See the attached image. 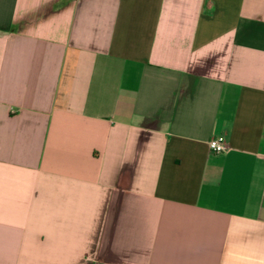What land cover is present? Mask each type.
<instances>
[{
    "label": "crops",
    "instance_id": "crops-1",
    "mask_svg": "<svg viewBox=\"0 0 264 264\" xmlns=\"http://www.w3.org/2000/svg\"><path fill=\"white\" fill-rule=\"evenodd\" d=\"M0 264H264V0H0Z\"/></svg>",
    "mask_w": 264,
    "mask_h": 264
},
{
    "label": "built area",
    "instance_id": "built-area-1",
    "mask_svg": "<svg viewBox=\"0 0 264 264\" xmlns=\"http://www.w3.org/2000/svg\"><path fill=\"white\" fill-rule=\"evenodd\" d=\"M208 147L213 153H221L227 149V144L225 138L222 135H218L208 141Z\"/></svg>",
    "mask_w": 264,
    "mask_h": 264
}]
</instances>
